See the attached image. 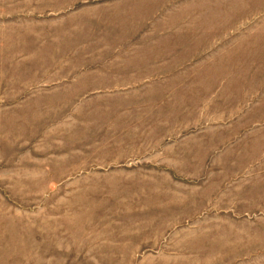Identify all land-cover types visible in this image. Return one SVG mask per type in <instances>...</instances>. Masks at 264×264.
<instances>
[{
	"label": "rangeland",
	"instance_id": "1",
	"mask_svg": "<svg viewBox=\"0 0 264 264\" xmlns=\"http://www.w3.org/2000/svg\"><path fill=\"white\" fill-rule=\"evenodd\" d=\"M0 264H264V0H0Z\"/></svg>",
	"mask_w": 264,
	"mask_h": 264
}]
</instances>
